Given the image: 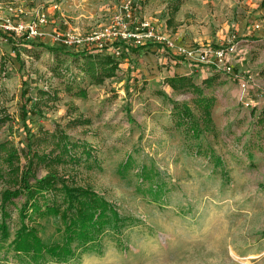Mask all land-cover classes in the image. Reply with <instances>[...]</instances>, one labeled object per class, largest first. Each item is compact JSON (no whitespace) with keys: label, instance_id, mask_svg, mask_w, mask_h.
Returning <instances> with one entry per match:
<instances>
[{"label":"rangeland","instance_id":"1","mask_svg":"<svg viewBox=\"0 0 264 264\" xmlns=\"http://www.w3.org/2000/svg\"><path fill=\"white\" fill-rule=\"evenodd\" d=\"M84 49L119 67L92 81L69 54ZM177 73L217 76L199 137L174 125L173 101L204 115L167 83ZM56 128L92 157L29 159ZM0 143L16 153L0 163V205L28 167L108 203L99 229L77 233L93 239L57 261L22 231L63 244L71 219H23L16 198L0 208V264H264V0H0Z\"/></svg>","mask_w":264,"mask_h":264},{"label":"trees","instance_id":"2","mask_svg":"<svg viewBox=\"0 0 264 264\" xmlns=\"http://www.w3.org/2000/svg\"><path fill=\"white\" fill-rule=\"evenodd\" d=\"M74 59L82 57L85 61L82 69L88 74L92 81L100 83L107 76H111L119 67V61L113 54H94L92 51L84 49L74 53H69ZM217 76L212 75L203 80V84L194 81L192 75L174 74L166 78L167 83L175 90L189 91L194 94L193 102L203 109V117H197L192 108L187 104L173 101V117L174 125L183 128V131L189 135L199 137L202 130L214 128L212 119V97L206 94V88L211 87L216 81ZM81 94L86 93V89L80 88ZM203 120V121H201ZM59 128V127H58ZM56 128L54 132H47V142L52 145L50 152L34 150V155L29 153V159H39L51 164L55 161L82 162L92 157L90 148L72 141L70 136L63 130ZM82 147V154H78V149ZM8 145L0 143V163L8 162L11 164L12 159L16 155L15 151L8 153ZM7 154L2 156L4 153ZM199 151V150H198ZM31 152V147H30ZM57 152V153H56ZM3 153V154H2ZM38 160V161H39ZM11 170H15L11 168ZM17 171V170H16ZM225 176L227 172H222ZM23 197L24 201L19 208V213L23 219L30 218V211L33 212H49L61 213L62 217L71 224H68L66 239L63 244H44L37 236V231L31 229L22 231L36 241V245L43 248L44 251L52 255L57 261H62L71 252V246L74 242L80 247L92 240L93 234H77L92 233L93 230L99 229L101 226L100 218L104 216L105 205L107 201L101 198L97 193L88 187L71 186L65 178L58 175L55 170L49 171L46 175L39 177L32 167L22 172L21 185L18 189L8 191L0 208L3 215L6 213V206L16 198ZM5 221L2 222V226ZM28 227V226H27ZM90 231V232H89ZM6 233V230H3ZM21 233V232H19ZM21 233V234H22ZM89 236V237H88ZM28 240V239H27ZM26 240V241H27ZM26 245L21 249L27 250ZM42 258L44 253H42ZM46 261V260H45Z\"/></svg>","mask_w":264,"mask_h":264},{"label":"built area","instance_id":"3","mask_svg":"<svg viewBox=\"0 0 264 264\" xmlns=\"http://www.w3.org/2000/svg\"><path fill=\"white\" fill-rule=\"evenodd\" d=\"M41 14V17L39 19L40 22H43L45 21V16H46V13H40ZM38 24L39 22H34L33 24L29 25V28H30V33L31 34H37L38 33ZM125 37L129 36V37H134L136 39L137 42H140L141 41V35H138L136 33H125L124 34ZM217 55L218 56H223L224 55V52L222 50L218 51L217 52Z\"/></svg>","mask_w":264,"mask_h":264},{"label":"bare ground","instance_id":"4","mask_svg":"<svg viewBox=\"0 0 264 264\" xmlns=\"http://www.w3.org/2000/svg\"><path fill=\"white\" fill-rule=\"evenodd\" d=\"M252 257H254V256H252ZM249 258H251V256H250ZM249 258H248V259H249Z\"/></svg>","mask_w":264,"mask_h":264}]
</instances>
